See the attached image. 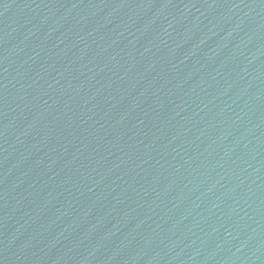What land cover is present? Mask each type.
<instances>
[{
    "label": "water",
    "instance_id": "water-1",
    "mask_svg": "<svg viewBox=\"0 0 264 264\" xmlns=\"http://www.w3.org/2000/svg\"><path fill=\"white\" fill-rule=\"evenodd\" d=\"M0 264H264V0H0Z\"/></svg>",
    "mask_w": 264,
    "mask_h": 264
}]
</instances>
